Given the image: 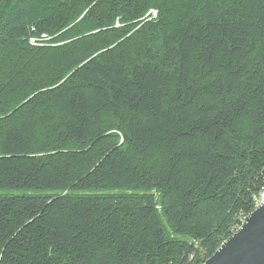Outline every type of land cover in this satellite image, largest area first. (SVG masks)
I'll return each instance as SVG.
<instances>
[{"label":"trees","instance_id":"16d2710c","mask_svg":"<svg viewBox=\"0 0 264 264\" xmlns=\"http://www.w3.org/2000/svg\"><path fill=\"white\" fill-rule=\"evenodd\" d=\"M0 193V264H204L264 194V0H0Z\"/></svg>","mask_w":264,"mask_h":264},{"label":"water","instance_id":"95a60500","mask_svg":"<svg viewBox=\"0 0 264 264\" xmlns=\"http://www.w3.org/2000/svg\"><path fill=\"white\" fill-rule=\"evenodd\" d=\"M257 209L204 264H264V194Z\"/></svg>","mask_w":264,"mask_h":264},{"label":"bare ground","instance_id":"6f19581e","mask_svg":"<svg viewBox=\"0 0 264 264\" xmlns=\"http://www.w3.org/2000/svg\"><path fill=\"white\" fill-rule=\"evenodd\" d=\"M260 202H261V200L259 201V204H260ZM258 206H259V205H258ZM238 229H239V228H238ZM238 229H237V230H238ZM235 232H236V231H235Z\"/></svg>","mask_w":264,"mask_h":264},{"label":"rangeland","instance_id":"374dc122","mask_svg":"<svg viewBox=\"0 0 264 264\" xmlns=\"http://www.w3.org/2000/svg\"><path fill=\"white\" fill-rule=\"evenodd\" d=\"M3 193H6V192H2V194H3ZM0 194H1V193H0ZM260 199H261V198H260ZM260 199H259V200H260Z\"/></svg>","mask_w":264,"mask_h":264}]
</instances>
